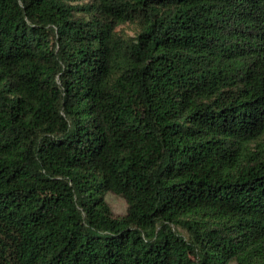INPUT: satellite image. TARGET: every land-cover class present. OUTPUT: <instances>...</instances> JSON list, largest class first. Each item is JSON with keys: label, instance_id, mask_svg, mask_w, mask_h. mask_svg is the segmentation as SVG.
Here are the masks:
<instances>
[{"label": "trees", "instance_id": "obj_1", "mask_svg": "<svg viewBox=\"0 0 264 264\" xmlns=\"http://www.w3.org/2000/svg\"><path fill=\"white\" fill-rule=\"evenodd\" d=\"M0 264H264V0H0Z\"/></svg>", "mask_w": 264, "mask_h": 264}, {"label": "rangeland", "instance_id": "obj_2", "mask_svg": "<svg viewBox=\"0 0 264 264\" xmlns=\"http://www.w3.org/2000/svg\"><path fill=\"white\" fill-rule=\"evenodd\" d=\"M120 30L125 31L130 35L133 34V26L131 25H123L120 27ZM108 202L115 216L124 215L126 213V203L120 197L116 195H109Z\"/></svg>", "mask_w": 264, "mask_h": 264}]
</instances>
